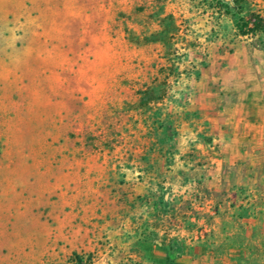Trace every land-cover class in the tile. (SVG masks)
Here are the masks:
<instances>
[{"label":"rangeland","instance_id":"obj_1","mask_svg":"<svg viewBox=\"0 0 264 264\" xmlns=\"http://www.w3.org/2000/svg\"><path fill=\"white\" fill-rule=\"evenodd\" d=\"M257 46L264 0H0V264H264V147L210 133Z\"/></svg>","mask_w":264,"mask_h":264},{"label":"crops","instance_id":"obj_2","mask_svg":"<svg viewBox=\"0 0 264 264\" xmlns=\"http://www.w3.org/2000/svg\"><path fill=\"white\" fill-rule=\"evenodd\" d=\"M235 54L242 55L241 52L230 51L229 59L234 62L227 73L231 76L218 79L219 92L223 93L219 95V99H215L219 102L217 106L220 108L214 112V116H211L212 120H217L210 130L213 136L217 134V138H212L213 147L217 144L216 148L221 150L228 143L235 146L238 142L244 144L254 142L253 138L258 135L257 144L262 148L264 147V46L252 48L250 57L243 56L239 59ZM222 103L224 106H221ZM222 134L230 135L229 142L223 141ZM225 160L224 157H212L210 162L221 165L226 162Z\"/></svg>","mask_w":264,"mask_h":264},{"label":"trees","instance_id":"obj_3","mask_svg":"<svg viewBox=\"0 0 264 264\" xmlns=\"http://www.w3.org/2000/svg\"><path fill=\"white\" fill-rule=\"evenodd\" d=\"M232 3L235 4V1H232ZM167 17H168V18L170 19V21H171V22H170L171 29L174 30V29L176 28V25L174 24V21H173V19H172V15L169 14ZM171 34H172V33H171Z\"/></svg>","mask_w":264,"mask_h":264}]
</instances>
